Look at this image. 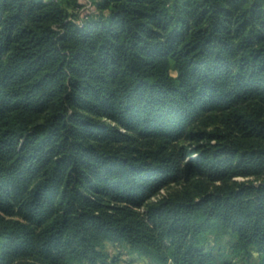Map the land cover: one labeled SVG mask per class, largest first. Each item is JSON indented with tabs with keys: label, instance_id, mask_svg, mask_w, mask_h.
Instances as JSON below:
<instances>
[{
	"label": "trees",
	"instance_id": "obj_1",
	"mask_svg": "<svg viewBox=\"0 0 264 264\" xmlns=\"http://www.w3.org/2000/svg\"><path fill=\"white\" fill-rule=\"evenodd\" d=\"M88 3L0 0V264H264V0Z\"/></svg>",
	"mask_w": 264,
	"mask_h": 264
},
{
	"label": "rangeland",
	"instance_id": "obj_2",
	"mask_svg": "<svg viewBox=\"0 0 264 264\" xmlns=\"http://www.w3.org/2000/svg\"><path fill=\"white\" fill-rule=\"evenodd\" d=\"M88 3V2H87ZM86 9H91V3H88L86 6ZM86 13V10L84 11V14ZM144 148H151V149H158L159 148V141L157 139H152L150 141H144L141 144ZM169 150L176 148L177 150H180L182 146L190 147L191 151H193L194 148L197 147V143L193 141H189L186 138L181 139L180 141L168 143L166 145ZM196 153L187 156L186 161L192 160V159H198V155H195ZM264 176H261L260 178L256 177H237L235 180L237 181H256L257 184L262 182V179ZM175 187H172L171 189H174ZM176 188H179L177 186ZM165 192V191H163ZM211 244L213 245V250L215 254L218 257V263L217 264H245L242 257L237 256L234 253V248L236 244V235L231 234L229 235L223 242L219 244H213V240L211 238ZM105 250L111 255V258H118L117 264H154L149 257H145L139 254H131L129 252L128 246L121 243H112L108 242L105 244ZM253 258L252 262H256L259 258L257 252L255 249H253Z\"/></svg>",
	"mask_w": 264,
	"mask_h": 264
},
{
	"label": "built area",
	"instance_id": "obj_3",
	"mask_svg": "<svg viewBox=\"0 0 264 264\" xmlns=\"http://www.w3.org/2000/svg\"><path fill=\"white\" fill-rule=\"evenodd\" d=\"M85 3L89 2V0H84Z\"/></svg>",
	"mask_w": 264,
	"mask_h": 264
}]
</instances>
